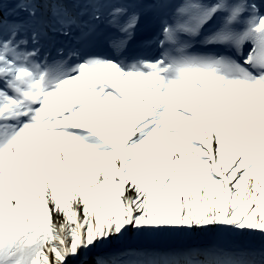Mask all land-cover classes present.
Masks as SVG:
<instances>
[{"label":"snow or ice","instance_id":"snow-or-ice-1","mask_svg":"<svg viewBox=\"0 0 264 264\" xmlns=\"http://www.w3.org/2000/svg\"><path fill=\"white\" fill-rule=\"evenodd\" d=\"M112 244L264 264V0H0V264Z\"/></svg>","mask_w":264,"mask_h":264},{"label":"bare ground","instance_id":"bare-ground-1","mask_svg":"<svg viewBox=\"0 0 264 264\" xmlns=\"http://www.w3.org/2000/svg\"><path fill=\"white\" fill-rule=\"evenodd\" d=\"M202 241L200 240H180V239H163L158 241H128V243L133 244L134 246H155V247H175V246H182L186 244H197ZM119 245H108L104 248L94 250L92 254H90L89 264H93L94 257L105 256L108 253L114 251Z\"/></svg>","mask_w":264,"mask_h":264}]
</instances>
